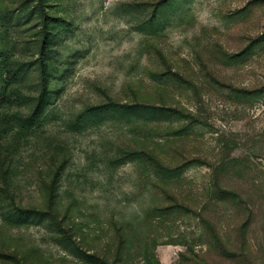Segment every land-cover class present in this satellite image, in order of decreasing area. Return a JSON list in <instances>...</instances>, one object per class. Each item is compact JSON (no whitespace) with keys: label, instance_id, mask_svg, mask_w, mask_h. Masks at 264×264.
Listing matches in <instances>:
<instances>
[{"label":"rangeland","instance_id":"374dc122","mask_svg":"<svg viewBox=\"0 0 264 264\" xmlns=\"http://www.w3.org/2000/svg\"><path fill=\"white\" fill-rule=\"evenodd\" d=\"M0 264H264V0H0Z\"/></svg>","mask_w":264,"mask_h":264},{"label":"trees","instance_id":"16d2710c","mask_svg":"<svg viewBox=\"0 0 264 264\" xmlns=\"http://www.w3.org/2000/svg\"><path fill=\"white\" fill-rule=\"evenodd\" d=\"M112 106H102V107H98L97 109L95 108H92V109H89V111L85 112V115H88L90 117V119L92 118L93 120L96 119V112L97 111H102V113H106L107 110H109ZM114 108L116 109H119V110H123V109H126L128 111H134L138 108H140L141 110H145L148 112V110H154L155 112H161L162 110L161 109H156V108H150V107H146V106H136V107H125V106H119V105H115L113 106ZM25 123L22 124L20 127L24 130V131H28V130H32L33 128H35L36 126H40L41 123H42V118L40 116V113L39 111H34L33 114L27 119L24 121ZM148 158V157H147ZM150 163L155 165L154 161L150 158H148ZM156 166V165H155ZM158 169H160L161 171H163L165 174L167 175H171L173 173H176L177 170L181 169V168H176L174 170H169V169H166V168H163V167H159L157 166ZM21 209H13V210H9L7 213H6V216L5 218L9 220V222L13 223V222H16L15 220V212H19L21 213Z\"/></svg>","mask_w":264,"mask_h":264}]
</instances>
